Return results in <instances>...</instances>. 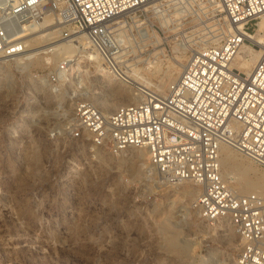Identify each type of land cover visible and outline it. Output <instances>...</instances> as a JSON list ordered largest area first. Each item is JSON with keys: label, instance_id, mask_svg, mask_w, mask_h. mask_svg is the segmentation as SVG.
I'll return each instance as SVG.
<instances>
[{"label": "rangeland", "instance_id": "1", "mask_svg": "<svg viewBox=\"0 0 264 264\" xmlns=\"http://www.w3.org/2000/svg\"><path fill=\"white\" fill-rule=\"evenodd\" d=\"M214 2L153 0L133 11V37L127 29L123 43L133 53V68L150 79L149 86L160 90L159 81L169 71L179 69L174 72L177 78L194 50L218 41L212 34L220 31L225 15ZM140 27H146L151 37L140 38L136 34ZM56 38L55 33L51 40ZM39 40L38 49L53 44ZM0 60V264H232L237 260L236 231L229 244L225 225L207 222L191 208L196 196L180 193L179 185L162 183L156 171L146 175L145 149L128 147L113 153L99 148L103 157L99 160L86 141L51 137L62 123L57 103L64 97L57 98L65 96V90L79 87L78 97L88 99L92 92L105 90L97 79L98 64L80 57L70 76L49 87L40 77L59 61L22 69L17 63L21 60ZM133 79L143 83L136 75ZM53 87L60 90L54 92ZM229 148L249 168V177L264 178V168ZM136 153H141L138 159ZM140 165L141 173L131 174L130 169ZM227 178L239 192H252L241 191L239 179ZM168 235L185 240L187 250L177 253L168 248Z\"/></svg>", "mask_w": 264, "mask_h": 264}, {"label": "built area", "instance_id": "2", "mask_svg": "<svg viewBox=\"0 0 264 264\" xmlns=\"http://www.w3.org/2000/svg\"><path fill=\"white\" fill-rule=\"evenodd\" d=\"M148 1L0 0V57L21 56L28 27L53 13L55 33L79 52L59 61L41 81L58 86L78 66V57L90 60L84 53H95L100 65L134 89L138 99L104 113L74 93L79 87L65 90L72 114L60 117L51 137L86 141L90 151L146 149L162 183L189 181L200 188L191 208L202 219L229 220L239 237V264H264V193L239 192L220 165L221 146L228 145L264 168V50L249 74L231 64L264 15V0H217L225 15L221 36L194 50L165 91L133 83V53L120 39L129 33L133 37V11ZM147 31L140 27L136 34L144 38ZM61 106L57 103L58 113Z\"/></svg>", "mask_w": 264, "mask_h": 264}, {"label": "bare ground", "instance_id": "3", "mask_svg": "<svg viewBox=\"0 0 264 264\" xmlns=\"http://www.w3.org/2000/svg\"><path fill=\"white\" fill-rule=\"evenodd\" d=\"M153 0H150L148 2H151ZM214 1V0H212ZM147 2V3H148ZM216 6L219 7L218 1L215 0ZM146 4V3H145ZM161 4V3H160ZM144 5V4H143ZM222 10V9H220ZM54 21V14L51 12H48L44 14L39 21L36 23L35 26L28 27V35L29 37L27 40V50L21 55L17 56L16 60H21L17 62L20 64L22 69L29 68V67H45L48 64H55L58 62L61 58H65L71 53H74L75 51H78V48L76 44H74L71 41H68L66 39H61L59 42H56L58 39H53L55 37V32L58 31V28H53V25H51ZM223 31L220 29V31L213 32L212 36H217L216 39H218L221 36V33ZM57 34V33H56ZM150 32H145L144 38H149L151 36ZM47 41L46 43H53L50 44L49 47L46 45V48L38 49L42 45H36L38 40ZM60 39V38H59ZM125 39V38H120ZM39 40V41H40ZM43 44V43H41ZM36 49V50H34ZM34 50V51H33ZM264 50V15L261 16V18L257 21V27L255 29V33H251L250 36L247 37V40L241 45L238 53L234 57L232 61V66L239 69L244 74H249L251 69L253 68L255 62L259 58L260 54ZM85 56L93 62L98 64L99 66L96 68V70L99 72L97 79L102 84V86L105 87V90L102 92H92L91 93V101L100 108V110L104 113H109L113 108H115L116 104H127L137 101L138 96L135 93L134 89L132 90L129 85L123 83L122 81L112 77L111 74H109L101 65L100 61L95 53H84ZM79 59V57H78ZM77 59L76 63L79 66V60ZM4 60V59H3ZM3 60H0L2 62ZM150 63V61H148ZM147 62V64H148ZM157 63V62H156ZM161 65V64H160ZM167 65V64H165ZM139 66V65H138ZM148 66V65H147ZM77 67V66H76ZM148 67H153L154 69H157L158 67L153 64H149ZM157 67V68H156ZM145 68V67H144ZM161 68V67H159ZM158 68V69H159ZM134 69V68H133ZM141 69V68H140ZM163 69V68H162ZM175 69V68H174ZM153 70L150 71V73ZM157 71V70H155ZM160 71V70H159ZM145 72V70H144ZM143 72V73H144ZM174 72H179V69H175L174 71H169L165 77H162L159 81V87L162 91L164 88L169 86V82H172L174 79ZM133 75L138 76L144 84L149 85L151 82L147 79L144 75H140L136 69L133 70ZM155 73V72H154ZM140 76H139V75ZM147 74V73H146ZM158 74V72H157ZM151 75V74H150ZM122 82L124 85L116 83L115 80ZM80 80V79H79ZM133 79V83H134ZM126 85V86H125ZM156 86V85H155ZM157 87V86H156ZM80 90V89H79ZM83 90V93H88L89 91L85 88H81ZM74 93H80L77 92V89L73 90ZM164 91V90H163ZM82 95V94H81ZM64 97V102H58V104H61L64 108L60 109L59 114H61V117L68 118L72 114V103L69 100L71 99V95L69 93H66L65 96H60L57 99L60 100ZM66 105V106H65ZM65 114V116L63 115ZM67 114H70L69 116H66ZM143 149L144 148H140ZM146 150V149H145ZM97 155L99 156V160H103V157L99 155V149L97 148ZM95 151V152H96ZM147 151V150H146ZM142 152V151H141ZM101 154V153H100ZM105 154V153H104ZM148 154V153H147ZM134 155V154H133ZM132 155V156H133ZM141 156V153H136L135 157L138 159ZM105 160V158H104ZM220 165H221V173L223 177L227 178V176L231 175L232 178H235L237 181L238 179V187L241 191H252L257 193H264V178L260 179H253L248 176L249 168L245 166L241 161L237 159L235 154L230 150L228 145H222L220 149ZM131 174H139L141 173V165L137 167V169L133 168L130 169ZM146 175L153 174L155 172L154 168L148 164L146 167V171H144ZM189 182V181H186ZM186 182H181L177 185L181 188L179 191L180 193H183L186 196H197L199 195L200 188L194 186V185H187ZM219 227L222 225H225L228 229L227 233V239L229 244H232L235 240L236 233L235 228L232 226V224L229 222L227 218L221 219L218 221ZM224 234V233H223ZM186 241H179L176 237L173 235H168L166 238V244L167 247L171 250L176 251L177 253H183L185 250H187V244ZM238 245V244H237ZM236 245L234 244V247ZM232 264H239L238 261H234Z\"/></svg>", "mask_w": 264, "mask_h": 264}]
</instances>
